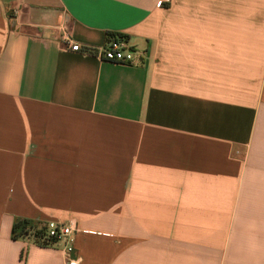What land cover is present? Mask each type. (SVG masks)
Here are the masks:
<instances>
[{"label":"crops","instance_id":"obj_1","mask_svg":"<svg viewBox=\"0 0 264 264\" xmlns=\"http://www.w3.org/2000/svg\"><path fill=\"white\" fill-rule=\"evenodd\" d=\"M75 258L264 264V0H0V264Z\"/></svg>","mask_w":264,"mask_h":264},{"label":"built area","instance_id":"obj_2","mask_svg":"<svg viewBox=\"0 0 264 264\" xmlns=\"http://www.w3.org/2000/svg\"><path fill=\"white\" fill-rule=\"evenodd\" d=\"M169 2L171 0H163ZM63 40H65L74 51H82L90 53L93 50L102 59L122 63L131 64L134 60V50L129 45L127 38L120 35H113L108 38L106 43L100 48L91 46H82L78 42H74L70 30L63 26ZM40 233L36 236H31L32 241L42 245H58L61 246L67 253L71 254L75 250V234L77 224L74 221H58L48 220L40 224ZM68 264H78V260L70 259Z\"/></svg>","mask_w":264,"mask_h":264},{"label":"trees","instance_id":"obj_3","mask_svg":"<svg viewBox=\"0 0 264 264\" xmlns=\"http://www.w3.org/2000/svg\"><path fill=\"white\" fill-rule=\"evenodd\" d=\"M117 35L125 37L122 34H117ZM90 53L96 54L94 50ZM40 224L42 223H37L26 219L17 220L13 225V236L14 238H18L22 236L34 237L41 232L39 228Z\"/></svg>","mask_w":264,"mask_h":264}]
</instances>
